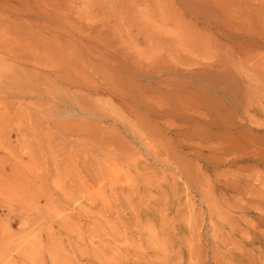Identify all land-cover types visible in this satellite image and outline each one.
Wrapping results in <instances>:
<instances>
[{"label":"rangeland","instance_id":"rangeland-1","mask_svg":"<svg viewBox=\"0 0 264 264\" xmlns=\"http://www.w3.org/2000/svg\"><path fill=\"white\" fill-rule=\"evenodd\" d=\"M0 1V264H264V0Z\"/></svg>","mask_w":264,"mask_h":264},{"label":"bare ground","instance_id":"bare-ground-1","mask_svg":"<svg viewBox=\"0 0 264 264\" xmlns=\"http://www.w3.org/2000/svg\"><path fill=\"white\" fill-rule=\"evenodd\" d=\"M9 1V0H8ZM17 1V0H16ZM24 1V0H23ZM33 1V0H32ZM41 1V0H40ZM43 1V0H42ZM46 1V0H45ZM1 2V1H0ZM5 2H7V0L5 1ZM4 2V3H5ZM18 3H22L21 1L19 2V1H17ZM26 2H27V0H26ZM24 3L23 2V4H27L28 6H29V4L30 3H33V2H35V1H33V2H31V0L29 1L30 3L28 4V2L27 3ZM37 3L39 2V1H36ZM184 2V0L181 2V3H183ZM2 3V2H1ZM18 3H16L17 4V7H18V5H21V4H18ZM40 3V2H39ZM45 3V2H44ZM43 3V4H44ZM3 4V3H2ZM10 4H11V2H10ZM13 4H15L14 2L11 4V6L9 7V8H11L12 7V5ZM34 4V3H33ZM7 5V4H6ZM26 5V6H27ZM45 5V4H44ZM4 6V5H3ZM8 6V5H7ZM27 6V7H28ZM30 6H33L32 4H30ZM39 6V5H38ZM37 6V4L35 3V6L34 7H38ZM13 7H15V6H13ZM40 7V6H39ZM186 7V6H185ZM19 8V7H18ZM41 8V7H40ZM15 9V8H14ZM20 9H21V6H20ZM22 9H24V8H22ZM25 9H27L26 7H25ZM24 9V10H25ZM29 9V8H28ZM27 9V10H28ZM42 9V8H41ZM47 9V8H46ZM16 10H18V9H16ZM40 10V9H39ZM38 10V11H39ZM42 10H44V9H42ZM13 11V10H12ZM11 11V12H12ZM22 11V10H21ZM34 11H35V9H34ZM46 11V10H45ZM48 11V14H50L51 12H50V10H47ZM19 12H20V10H19ZM31 12V11H30ZM36 12V11H35ZM50 12V13H49ZM21 13H23V11L21 12ZM24 13H25V11H24ZM27 14L29 13V12H26ZM31 13H34V12H31ZM30 13V14H31ZM40 13H42L43 14V12H40ZM47 13V12H46ZM191 13V12H190ZM39 14V12L37 13V15ZM51 15V14H50ZM23 16H26V15H23ZM30 16V15H29ZM35 16H36V14H35ZM52 16V15H51ZM61 16V15H60ZM162 16V15H161ZM12 17V16H11ZM31 18H32V16H30ZM36 17H38V16H36ZM35 17V18H36ZM23 18H25V17H23ZM34 18V17H33ZM142 18V17H141ZM18 19V18H17ZM26 19V18H25ZM30 19V18H29ZM38 19V18H37ZM44 19V18H43ZM42 19V20H43ZM50 19V18H49ZM24 20V19H23ZM40 20V19H39ZM27 22H29L28 20H26ZM33 21L35 22L36 21V19L34 20L33 19ZM23 22V21H22ZM41 22V21H40ZM49 22H51V21H49ZM164 22L167 24V23H171L172 25H173V29H171V30H166V32L165 33H163V34H168V36L169 37H167L169 40H171V43L173 44H171V47L173 46V48H172V51H170V53L168 54V57H167V59H166V61H164L165 63H168V64H172L173 66L172 67H170L169 69H168V72L170 73H173V74H175V73H178V74H180L179 72H178V69H179V66H191V65H193L194 63H193V61H192V57H191V55L192 54H197V55H203L204 57H205V54L206 55H210V57H211V59H215V60H217V58H219V53H220V51H221V48L220 47H217L216 49L217 50H215L214 52H212V53H210L208 50L211 48V46L212 45H210V43L208 42V44H206V45H204V46H202L201 48H192L190 45V34L189 33H186L185 35L182 33V31H181V27L179 26V23L177 22V21H175L174 19H169V17L167 16L165 19H164ZM23 23H25V21L23 22ZM30 23L32 24L33 22L30 20ZM36 23V22H35ZM43 23V22H42ZM151 23V22H150ZM26 24V23H25ZM28 24V23H27ZM38 23H36V25H37ZM72 24V23H71ZM32 25H35V24H32ZM40 25H42V24H40ZM39 24H38V26H40ZM50 25H51V23H50ZM26 26V25H25ZM29 26V25H28ZM37 26V27H38ZM45 26H47V25H45ZM45 26H44V28H45ZM53 25H51V27H52ZM73 26V25H72ZM71 26V27H72ZM142 26V25H141ZM144 26V25H143ZM147 26V25H146ZM152 26V25H151ZM31 27V26H30ZM34 27V26H33ZM41 27H43V26H41ZM49 27V26H48ZM48 27H47V29H48ZM139 27V26H138ZM153 27V26H152ZM151 27V28H152ZM163 27H165V26H163ZM28 28V27H27ZM54 28V27H53ZM144 28V27H143ZM151 28H149V33H152V34H154L153 33V31H155V30H153V29H155L156 27L154 26L153 27V29H151ZM31 28H29V30H30ZM34 29H36V28H34ZM33 29V30H34ZM38 29V28H37ZM43 29V28H42ZM64 28H62V30H63ZM74 29H75V26H74ZM78 29H79V27H78ZM78 29H76V30H78ZM130 29V28H129ZM147 29H148V27H147ZM147 29H146V31H147ZM157 29V28H156ZM160 29H161V27H160ZM27 30V29H26ZM38 30H41V28H39ZM58 30V29H57ZM60 30V29H59ZM59 30H58V33H59ZM142 30V29H141ZM153 30V31H152ZM158 30V29H157ZM162 30H164L163 28H162ZM262 30V29H261ZM35 31V30H34ZM42 31V30H41ZM41 31H38L37 33H40ZM46 31V30H45ZM64 31H65V29H64ZM69 31V30H68ZM74 30H72L71 32H73ZM79 31H80V29H79ZM162 32L161 30H158V32ZM165 31V30H164ZM264 31V30H263ZM33 32V31H32ZM48 32H49V30H48ZM47 32V33H48ZM62 32V31H61ZM148 32H146V33H148ZM157 32V31H156ZM31 33V32H30ZM54 33V32H53ZM65 34H66V32H64ZM55 34H57V33H55ZM60 34V33H59ZM62 35H63V33H61ZM162 34V33H161ZM161 34H159L158 33V38L155 40L154 39V41L152 40V42L153 43H158V44H160V43H162V40H159V37H161L160 35ZM62 35H60V36H62ZM72 35V34H71ZM150 35V34H149ZM152 36V35H151ZM154 36V35H153ZM165 36V35H164ZM40 37H42V36H40ZM63 37V36H62ZM61 37V38H62ZM75 37V36H74ZM148 37V36H147ZM57 38H58V36H57ZM63 38H65V37H63ZM62 38V39H63ZM66 38H68V37H66ZM76 38V37H75ZM54 39L55 40H58V39H56L55 38V36H54ZM62 39H60V41L62 40ZM70 39H71V37H70ZM69 40V39H68ZM76 40H78V38L76 39ZM151 40V39H150ZM44 41V40H43ZM45 41H48V40H45ZM80 41V40H79ZM123 41V40H122ZM53 42V41H52ZM57 41H55V45L58 43H56ZM69 42V41H68ZM49 43H50V41H49ZM61 43V42H60ZM59 43V44H60ZM76 43V42H75ZM95 43V42H94ZM67 44V43H66ZM72 43H70V45H71ZM61 45V44H60ZM69 45V44H68ZM83 45V44H82ZM213 45H215V44H213ZM66 46V45H65ZM72 46H75L74 45V43H73V45ZM67 47V46H66ZM66 47H64V48H66ZM83 47V46H82ZM57 48V47H56ZM58 48H60V47H58ZM63 47H62V49H64ZM68 48V47H67ZM73 48V47H72ZM76 48H77V46H76ZM83 48H85V47H83ZM192 48V49H191ZM209 48V49H208ZM234 48V47H233ZM45 49H47V48H45ZM61 49V48H60ZM187 49H188V51H187ZM194 49V50H193ZM199 49V50H198ZM68 50V49H67ZM106 50V49H105ZM184 50H186L188 53H190V56H189V58H186V57H183V56H181L179 53L181 52V51H184ZM52 51V50H51ZM65 51V50H64ZM72 51V50H71ZM79 51V50H78ZM86 51V50H85ZM107 51V50H106ZM48 52H50V51H48ZM47 52V53H48ZM56 52V51H55ZM61 52H63V50L61 51ZM69 52V51H68ZM206 52V53H205ZM57 53V52H56ZM74 53V52H73ZM76 53V52H75ZM80 53V52H79ZM98 53V52H97ZM202 53V54H201ZM54 54V53H53ZM58 54V53H57ZM77 54V53H76ZM81 54V53H80ZM99 54V53H98ZM237 54V53H236ZM240 54H242V53H240ZM239 53H238V55H237V57H239L240 58V55ZM245 54V53H244ZM78 55V54H77ZM108 55V54H107ZM48 56V55H47ZM50 56H51V53H50ZM59 56V55H58ZM57 56V57H58ZM69 56V55H68ZM76 55H74V57H75ZM88 56V55H87ZM245 56V55H244ZM72 57V56H71ZM73 57V58H74ZM81 57V56H80ZM89 57V56H88ZM87 57V58H88ZM113 57H115V56H113ZM242 57V56H241ZM63 58V57H62ZM78 58H79V56H78ZM82 58V57H81ZM231 58V57H230ZM247 58V57H246ZM54 59V58H53ZM77 59V58H76ZM80 59V58H79ZM220 59V58H219ZM241 59V58H240ZM244 59V58H243ZM58 60H59V58H58ZM65 60V59H64ZM61 61H62V59H61ZM60 60H59V62H57V63H55V64H52V66H55L54 68H56V67H58V68H60V67H62V65H63V63L64 62H61ZM66 61V60H65ZM227 60H225V61H223L222 63L219 61V60H217V61H215V63L213 64V63H211V64H205L204 65V68H205V70L207 69H209V68H212V66H215L216 68H219L222 64L224 65L225 63L224 62H226ZM82 62H83V60H82ZM89 62V61H88ZM91 62H93V61H91ZM126 62V61H125ZM90 63V62H89ZM69 64H71V63H69ZM93 64H94V62H93ZM105 65V64H104ZM111 65V64H110ZM66 65H63V67H65ZM69 66H72V65H69ZM68 66V67H69ZM73 66H75L74 64H73ZM78 66V65H77ZM85 66V65H84ZM89 66H90V64H89ZM95 66H97L96 64H95ZM62 67V68H63ZM94 67V66H93ZM178 68V69H177ZM64 69H66V68H64ZM76 69V68H75ZM87 69V68H86ZM97 69V68H96ZM56 70V69H55ZM66 70H68V69H66ZM65 70V71H66ZM70 70V69H69ZM61 71V70H60ZM72 71V70H71ZM75 71V70H74ZM78 71H82V70H78ZM224 72H226V71H224ZM62 73H63V71H62ZM62 73H59V74H57V75H55V76H57V78L58 79H63L65 76H64V74H62ZM67 73V72H66ZM84 72L82 71V74H83ZM68 76H71V74L69 75V74H67ZM184 76V75H183ZM67 77V76H66ZM65 77V78H66ZM72 77H74L73 75H72ZM75 77H77V75H75ZM85 77V76H84ZM70 78H67V80H69ZM64 80V79H63ZM71 80V79H70ZM74 80H76L75 78H74ZM81 80V79H80ZM178 79H176V77L175 78H173V77H171V78H167V79H165L164 81H163V87L166 89V88H169V91H170V89H176L177 87H175L174 88V86H173V84L171 83V82H176ZM60 81V80H59ZM63 82H65V81H63ZM74 81H72V83H73ZM78 82V81H77ZM179 82V81H178ZM66 84L68 83V82H65ZM181 83V82H180ZM68 84H70V83H68ZM78 84V83H77ZM174 84H176V83H174ZM178 84V83H177ZM73 85V84H72ZM76 85V84H75ZM177 86H179V85H177ZM70 87V86H69ZM186 87V86H185ZM185 87H182L181 86V88H182V92H184L183 91V89L185 88ZM194 88V87H193ZM178 89H180V87L178 88ZM195 89V88H194ZM168 91V90H167ZM175 91L176 90H174L173 92H172V90H171V92H169V93H166V94H163V95H161L162 96V98L164 99V101H191L189 98H188V96L187 95H185V94H183L182 96H180V97H178V95H175L174 93H175ZM181 92V93H182ZM224 92V91H223ZM172 93V94H171ZM203 96H205L206 94L204 93V94H202ZM160 96V97H161ZM208 96V95H207ZM202 98V97H201ZM193 101H200V98H195V99H193ZM174 113H173V115H175V114H177L178 112H179V109L176 111H173ZM195 113H197V111L196 110H192V114H193V116L195 115ZM181 114V113H180ZM184 118H186V117H184ZM152 120V119H151ZM181 122H184V123H187V122H189V123H191V125H195L196 124V121L194 120H181ZM165 125V124H164ZM178 135V134H177ZM5 163V162H4ZM19 163V162H18ZM84 165V164H83ZM8 168V167H7ZM13 168V167H12ZM8 170V169H7ZM7 175H8V173H7ZM22 176V175H21ZM6 177V176H5ZM18 178V177H17ZM21 184V183H20ZM29 184V183H28ZM11 186V185H10ZM7 188V187H6ZM40 192H41V190H40ZM2 193V192H1ZM53 193V192H52ZM24 199V198H23ZM38 204V203H37ZM63 204V203H62ZM262 206V205H261ZM11 207V206H10ZM16 210H17V208H16ZM12 211V210H11ZM100 219V218H99ZM64 223V222H63ZM4 225V224H3Z\"/></svg>","mask_w":264,"mask_h":264}]
</instances>
